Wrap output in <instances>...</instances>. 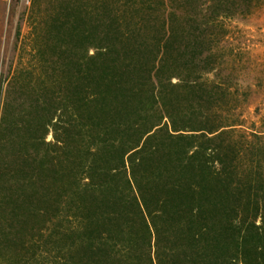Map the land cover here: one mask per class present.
Listing matches in <instances>:
<instances>
[{
  "label": "trees",
  "instance_id": "16d2710c",
  "mask_svg": "<svg viewBox=\"0 0 264 264\" xmlns=\"http://www.w3.org/2000/svg\"><path fill=\"white\" fill-rule=\"evenodd\" d=\"M21 6L0 44V264H264L262 87L238 35L264 0Z\"/></svg>",
  "mask_w": 264,
  "mask_h": 264
},
{
  "label": "rangeland",
  "instance_id": "374dc122",
  "mask_svg": "<svg viewBox=\"0 0 264 264\" xmlns=\"http://www.w3.org/2000/svg\"><path fill=\"white\" fill-rule=\"evenodd\" d=\"M30 4V0H21V5ZM16 7V15H11L12 0H0V44L5 45L14 33L16 21L22 6ZM241 31L238 33L242 45L247 51V73L245 81L249 84L258 80L261 89L254 95L247 107V115L256 119L254 111L258 106L264 110V8L247 21L241 23ZM30 30L27 21L23 26V34Z\"/></svg>",
  "mask_w": 264,
  "mask_h": 264
}]
</instances>
